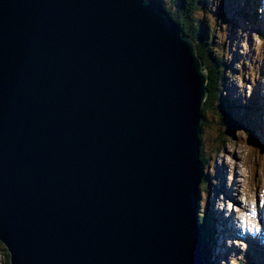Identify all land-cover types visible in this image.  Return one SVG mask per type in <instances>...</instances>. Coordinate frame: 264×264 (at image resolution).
<instances>
[{"label":"water","instance_id":"obj_1","mask_svg":"<svg viewBox=\"0 0 264 264\" xmlns=\"http://www.w3.org/2000/svg\"><path fill=\"white\" fill-rule=\"evenodd\" d=\"M206 82L153 0H0L9 264H204Z\"/></svg>","mask_w":264,"mask_h":264},{"label":"rangeland","instance_id":"obj_2","mask_svg":"<svg viewBox=\"0 0 264 264\" xmlns=\"http://www.w3.org/2000/svg\"><path fill=\"white\" fill-rule=\"evenodd\" d=\"M248 1L208 0L202 12L215 46L229 62L225 95L238 106L233 115L246 126L243 133L234 130L233 136L226 127L229 133L218 143L217 117L212 108L206 110L205 120L212 124L203 128L201 148L208 179L199 187L198 214L206 218L210 231L212 220L233 229L222 235L227 240L219 242L212 235V264H264V102L260 99L264 94V28L260 29L264 18L257 24L250 20L256 8ZM259 1L263 6L264 1ZM0 264H5L1 248Z\"/></svg>","mask_w":264,"mask_h":264},{"label":"trees","instance_id":"obj_3","mask_svg":"<svg viewBox=\"0 0 264 264\" xmlns=\"http://www.w3.org/2000/svg\"><path fill=\"white\" fill-rule=\"evenodd\" d=\"M156 1L170 16V18L179 26L181 34L189 36L195 46L196 53L200 58L207 76L206 90L207 94L202 106L203 119L200 126V153L199 159L203 165L206 166L205 159L202 155L201 148V134L204 127H208L210 124L205 120L206 110L208 108L213 109L215 114L214 122L216 126L221 129V135L215 138L218 143L223 142L224 136L228 134L226 127H230V133L233 136V131L242 132V129L246 131V126L240 122L233 115V111L236 104L229 100V97L225 95L226 86L225 80L227 71L229 70V62L222 55L221 51L217 49L212 39V28L205 20L206 16H203L202 12H205L206 7L209 5L208 0H172L170 4L167 0H154ZM253 20L255 13H253ZM215 28V27H214ZM239 109V108H238ZM245 111V110H244ZM240 119H244L240 115ZM244 123V122H243ZM223 126V127H222ZM234 131V132H235ZM248 131V130H247ZM208 176L203 175L199 187L207 182ZM198 226L202 235L201 255L204 264H212L210 248L213 246L212 232L209 230V225L206 218L198 215ZM0 248L5 255V264H9L8 253L4 246L0 243Z\"/></svg>","mask_w":264,"mask_h":264},{"label":"clouds","instance_id":"obj_4","mask_svg":"<svg viewBox=\"0 0 264 264\" xmlns=\"http://www.w3.org/2000/svg\"><path fill=\"white\" fill-rule=\"evenodd\" d=\"M253 228H255V224H253ZM258 231V229H256Z\"/></svg>","mask_w":264,"mask_h":264},{"label":"bare ground","instance_id":"obj_5","mask_svg":"<svg viewBox=\"0 0 264 264\" xmlns=\"http://www.w3.org/2000/svg\"><path fill=\"white\" fill-rule=\"evenodd\" d=\"M221 161V160H220ZM222 188H219V190H221ZM210 216V215H209ZM215 263V262H214Z\"/></svg>","mask_w":264,"mask_h":264}]
</instances>
